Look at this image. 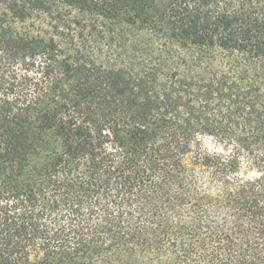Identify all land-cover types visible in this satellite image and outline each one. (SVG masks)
<instances>
[{"label":"trees","instance_id":"trees-1","mask_svg":"<svg viewBox=\"0 0 264 264\" xmlns=\"http://www.w3.org/2000/svg\"><path fill=\"white\" fill-rule=\"evenodd\" d=\"M0 264H264V0H0Z\"/></svg>","mask_w":264,"mask_h":264}]
</instances>
